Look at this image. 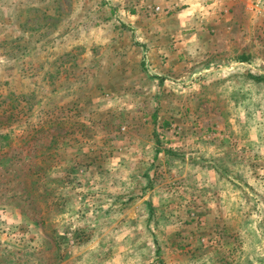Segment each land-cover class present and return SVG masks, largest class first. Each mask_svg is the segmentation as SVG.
<instances>
[{
	"label": "rangeland",
	"instance_id": "1",
	"mask_svg": "<svg viewBox=\"0 0 264 264\" xmlns=\"http://www.w3.org/2000/svg\"><path fill=\"white\" fill-rule=\"evenodd\" d=\"M106 4L0 0V264H264V0L172 66Z\"/></svg>",
	"mask_w": 264,
	"mask_h": 264
},
{
	"label": "crops",
	"instance_id": "2",
	"mask_svg": "<svg viewBox=\"0 0 264 264\" xmlns=\"http://www.w3.org/2000/svg\"><path fill=\"white\" fill-rule=\"evenodd\" d=\"M105 1L111 11L110 16L118 17L117 21H121V30H129L130 35L139 30L154 66L163 60L170 66L184 63V47L188 45L184 41V25L192 21L198 0ZM156 6L161 10L150 12V8Z\"/></svg>",
	"mask_w": 264,
	"mask_h": 264
},
{
	"label": "built area",
	"instance_id": "3",
	"mask_svg": "<svg viewBox=\"0 0 264 264\" xmlns=\"http://www.w3.org/2000/svg\"><path fill=\"white\" fill-rule=\"evenodd\" d=\"M161 8L159 6H156L154 8H150V12H159Z\"/></svg>",
	"mask_w": 264,
	"mask_h": 264
},
{
	"label": "trees",
	"instance_id": "4",
	"mask_svg": "<svg viewBox=\"0 0 264 264\" xmlns=\"http://www.w3.org/2000/svg\"><path fill=\"white\" fill-rule=\"evenodd\" d=\"M8 136H9L8 134H4V135H0V138L7 139Z\"/></svg>",
	"mask_w": 264,
	"mask_h": 264
}]
</instances>
